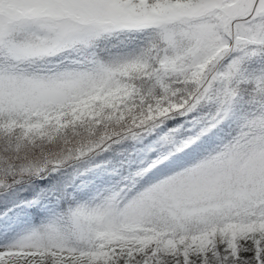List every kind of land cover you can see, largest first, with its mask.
Listing matches in <instances>:
<instances>
[{
    "label": "snow or ice",
    "instance_id": "1",
    "mask_svg": "<svg viewBox=\"0 0 264 264\" xmlns=\"http://www.w3.org/2000/svg\"><path fill=\"white\" fill-rule=\"evenodd\" d=\"M0 264H264V0H0Z\"/></svg>",
    "mask_w": 264,
    "mask_h": 264
}]
</instances>
